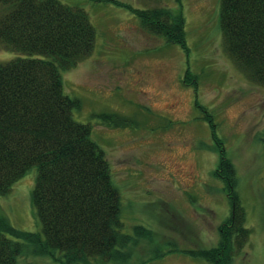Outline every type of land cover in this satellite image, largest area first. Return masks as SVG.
Listing matches in <instances>:
<instances>
[{"label":"rangeland","instance_id":"374dc122","mask_svg":"<svg viewBox=\"0 0 264 264\" xmlns=\"http://www.w3.org/2000/svg\"><path fill=\"white\" fill-rule=\"evenodd\" d=\"M60 1L85 10L95 28L92 52L62 71L63 88L109 161L122 232L138 239L124 262L105 264H209L194 253L217 245L231 212L230 188L216 174L220 150L250 229L233 264H264V86L227 52L220 0ZM157 6L182 10L186 48L145 30L133 13ZM15 56L0 48V62ZM36 174L32 166L0 196V222L40 229ZM137 225L149 235L138 237ZM18 264L61 263L26 253Z\"/></svg>","mask_w":264,"mask_h":264},{"label":"trees","instance_id":"16d2710c","mask_svg":"<svg viewBox=\"0 0 264 264\" xmlns=\"http://www.w3.org/2000/svg\"><path fill=\"white\" fill-rule=\"evenodd\" d=\"M0 5V48L16 52L0 62V196L36 166L31 199L40 222L39 230L26 231L1 218L0 264H18L26 253L48 254L61 264L124 262L138 239L122 232L109 161L91 138L90 124L75 119L79 101L62 82V71L92 52L95 28L85 10L60 0ZM133 13L145 30L186 48L182 10L157 6ZM219 25L229 55L264 86V0H220ZM219 152L216 174L230 188L231 212L219 226L217 245L194 255L209 264H233L250 229L233 190V164ZM134 231L138 237L150 232L141 225Z\"/></svg>","mask_w":264,"mask_h":264}]
</instances>
